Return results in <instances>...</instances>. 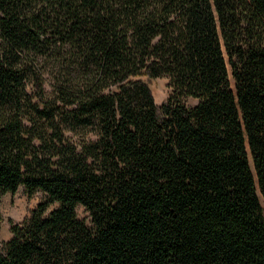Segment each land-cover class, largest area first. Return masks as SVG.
Segmentation results:
<instances>
[{"label":"trees","instance_id":"trees-1","mask_svg":"<svg viewBox=\"0 0 264 264\" xmlns=\"http://www.w3.org/2000/svg\"><path fill=\"white\" fill-rule=\"evenodd\" d=\"M20 187L0 264H264V0H0Z\"/></svg>","mask_w":264,"mask_h":264},{"label":"rangeland","instance_id":"rangeland-1","mask_svg":"<svg viewBox=\"0 0 264 264\" xmlns=\"http://www.w3.org/2000/svg\"><path fill=\"white\" fill-rule=\"evenodd\" d=\"M169 79L162 78L155 83V90L158 92V104L164 103L170 96L171 90L169 88ZM234 87V82L232 81ZM46 200V195L43 192H37L30 195L25 187L15 193H8L2 199V225L0 231V248L10 241L13 237L12 227L14 225L23 224L31 216L38 206ZM57 205L53 206L50 211L55 209ZM78 215L81 219L90 222L88 213L84 208L78 209Z\"/></svg>","mask_w":264,"mask_h":264}]
</instances>
